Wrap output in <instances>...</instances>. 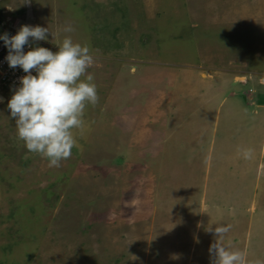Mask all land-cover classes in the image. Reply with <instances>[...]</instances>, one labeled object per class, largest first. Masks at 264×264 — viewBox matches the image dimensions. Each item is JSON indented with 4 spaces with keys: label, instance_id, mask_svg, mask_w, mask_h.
<instances>
[{
    "label": "rangeland",
    "instance_id": "374dc122",
    "mask_svg": "<svg viewBox=\"0 0 264 264\" xmlns=\"http://www.w3.org/2000/svg\"><path fill=\"white\" fill-rule=\"evenodd\" d=\"M19 2L0 14L47 26L36 46L89 45L97 102L49 167L0 84V264H211L216 223L264 264V0Z\"/></svg>",
    "mask_w": 264,
    "mask_h": 264
},
{
    "label": "clouds",
    "instance_id": "9594fccd",
    "mask_svg": "<svg viewBox=\"0 0 264 264\" xmlns=\"http://www.w3.org/2000/svg\"><path fill=\"white\" fill-rule=\"evenodd\" d=\"M19 3L28 4L30 0ZM73 30L71 25L62 29L65 33ZM48 33L47 26L21 24L11 35L0 32V42L7 49V66L19 67L24 73L6 104L16 136L27 151L45 158L49 167H58L71 155L75 144L73 129L81 127L85 106L96 104L97 93L92 73L86 72L93 63L87 43L65 35L56 43L55 51L38 45L24 48L32 41L46 40ZM242 156L248 159L250 150H244ZM230 227L221 223L205 227L219 238L208 247L211 264H260L245 261L240 251L222 242Z\"/></svg>",
    "mask_w": 264,
    "mask_h": 264
},
{
    "label": "built area",
    "instance_id": "2783aa9c",
    "mask_svg": "<svg viewBox=\"0 0 264 264\" xmlns=\"http://www.w3.org/2000/svg\"><path fill=\"white\" fill-rule=\"evenodd\" d=\"M9 20H5L0 14V32H7V34H13L18 27L13 26L12 24L8 23ZM35 45V41L30 42L28 45H25L24 48L27 49L28 47H33ZM7 52V49L4 47L3 42H0V84L5 85L7 83H15L18 81V78L24 73L19 67L16 68H9L7 66L6 61L4 60V56ZM33 71L34 70H30Z\"/></svg>",
    "mask_w": 264,
    "mask_h": 264
}]
</instances>
